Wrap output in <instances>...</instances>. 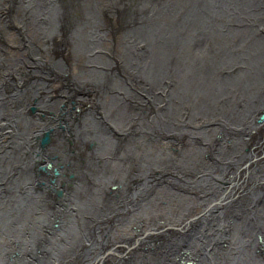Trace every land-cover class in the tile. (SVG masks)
<instances>
[{"label": "bare ground", "instance_id": "6f19581e", "mask_svg": "<svg viewBox=\"0 0 264 264\" xmlns=\"http://www.w3.org/2000/svg\"><path fill=\"white\" fill-rule=\"evenodd\" d=\"M99 1H102L101 3L102 6L105 8V12L108 13L110 17H112V20H109V16H106L104 19H94L93 21L86 20L87 23L90 24V27L88 29H85L86 34L83 37V40H87V43L85 42L86 44L95 45L93 48H91L92 50H96L99 47L100 49H106L110 52H115L117 54V57L119 59L117 66L115 65L114 68L113 66L109 67L108 71H101V69L95 68L97 62L96 60L92 59L94 57L93 55L88 56L89 54L84 53L85 51L82 52L78 48H75L73 46L75 45V43L70 44L68 42L69 33L65 32L62 28H59L60 26H62L61 21L58 22V25L54 29V31L48 30L49 32L46 31L47 33L44 36L38 37L34 21L31 20V16H27L26 19L23 20V24L29 30V34L28 40L24 43V49L22 51L9 48L6 49V52L4 53L2 45L3 41L0 38V51H2L0 64L3 65V67L0 69V92L1 96L9 95V97L12 98L9 100V102L11 103L10 106L4 104L3 100L0 102V117L2 115L5 118L6 122L9 121L11 123H14L13 116H15L16 113L20 112L21 109H24L26 106L34 105L36 98H41L39 102L46 103V106H42L40 104L41 110L39 111L44 112L46 114L49 112L47 117H44L46 118V120H43L44 118L41 119L38 115H35L27 117V120L25 119L26 123L25 121L22 122L23 120L21 118V121L18 123V127H16L17 125H14V128L10 126V128L15 131L16 134L17 132H22V134L24 133V135L26 134V136L29 135V138H33L32 141L29 142L30 145L27 142L26 145H29V147L23 150L19 162H15L11 159L9 160L6 166L8 170H10L11 168H15V165L17 164L22 166L16 168L18 172H16L15 174H12L11 172L8 173L9 177L6 178V185L4 184L3 187L6 189L5 192H7V189L10 186L15 185L14 183H11L12 180L19 181L20 185L16 186L18 189L17 191L20 193V195L18 194V196L23 197L27 196L28 193H33V195L31 196H36L38 201L35 206L36 211L34 212L35 217L33 218V220L35 221V219H37L35 223L39 225L33 224L34 226L31 228L26 226L22 229L24 233L23 236L27 237V239H25L26 242H29L30 239L31 241H34L36 238L37 241L35 242V244L32 243L35 247L31 250L28 248V244L25 243V246L22 245V248L20 247V249L15 252L16 260L20 262L19 264H99V258L103 257L107 251H120L122 250L121 248L127 246V249L130 250V255H128L127 258L130 256V261H136L137 259L138 263L141 262L139 257L143 255V253L139 251H146L147 249L148 252L152 255H161L162 260H164V262L167 264H185L187 263V261H190V264H194L192 261H195L198 264H205L208 254H211L216 258L222 257L226 254L228 250H230V247L233 244H240V248H242L243 244L246 242L247 244L245 246L248 247V249L246 250H252V252H247L245 250V254L243 253L244 255L242 254V257L240 258L237 257V255H239L238 253L234 254L231 252V256H236L234 258L232 257V260L229 263L232 264L234 259H238V262L235 264H243L244 260L250 261V256H253L254 254L256 258L261 257L260 255L263 254L261 251L262 244L256 242V237L254 238L255 241H253L252 238L253 234L259 231V233H261L263 236V238L260 237L261 240H264V122H254V117L256 118V116L254 115H257L259 113V110L264 107V88L261 91L262 95H258L261 101H257L256 99H254L256 101L250 103L246 101L242 102L241 100L236 99L234 97V103L236 102V106H234V103L230 105L227 98H223L224 107L223 105H221L220 108L216 109L218 110V112L215 111L217 113L215 116L207 117V113L205 114V112L210 107V105L206 103L208 101H204L203 103L199 102L198 100H196V98L192 97L191 94L186 96L188 98L186 102L182 100L181 95L185 96L188 93H186L184 82H180L178 79L174 78L173 74H169L167 76L160 74L158 76L149 75L147 78L144 77L145 79H143V74H141L142 72H136L139 68L136 55L138 54L137 51L138 47L140 46V43L137 40H135L133 43L129 42L130 34L124 29H122L123 24H125L127 21L121 19L119 13L117 15L114 14L113 7L111 5H115L117 7L120 3H109L110 0ZM255 3L256 1L250 3L252 9L255 8ZM109 5L112 7V10ZM127 5L128 4L126 3V6ZM124 7L125 6H123V8ZM8 12L9 11L7 3H2L0 6V14L2 15V18L4 14ZM105 21L109 22V30H113L117 35H111V41H109V39L108 42L100 39H97L95 42H91L90 37H92L94 33L98 35L106 33L104 28L107 29L108 26H106ZM0 26H2V22ZM148 38L150 39L151 37ZM37 41L42 42L43 46L52 45L54 48L49 53H39V56H41V58L36 61V63H33L31 52L33 51L34 45H37ZM9 42H11L12 45H19V41L17 40V37L14 34H9ZM223 48H225V46ZM133 51L137 52L136 55L132 54ZM140 52L144 54L145 50L142 48ZM60 54H63L68 59V64H66L70 68L67 70L63 69L62 72L57 73L55 72V70L52 69V67L54 65H58L60 67V64H57L58 62L56 63V58ZM255 56L257 55L255 54ZM130 60L136 61L138 65V67L134 66L136 71L132 69V65V67L128 65V62ZM212 60L214 59L212 58ZM38 62H47L48 64L53 65L50 70V76H53V81L51 80V83L43 82L41 84L40 82H37V80L33 79L36 78V69H39V67L41 69V67L44 66L43 64H40ZM16 64L21 66L20 72L16 75V83L22 85V87H26L27 85L31 84L34 85V90L31 91L32 93H30V95L28 94L29 89L27 90V88L25 87L24 89H26L27 91L25 95L18 97L15 94L16 90L14 89V85L10 80V74L15 71L13 67H15ZM210 66L211 67H207V65L202 64L200 65L201 68L198 69L202 70L204 75H211L213 71H215V66H213V64H210ZM110 68L112 69V72H110ZM235 70L236 69H230L228 70V72H234ZM102 72L105 73L102 74ZM224 73L226 72L224 71ZM110 74L113 76L110 77ZM42 75L46 77V74ZM89 75H91V77H89ZM95 75L101 76L100 78L98 77L96 79ZM118 75L124 76L126 80L125 82H123L117 78L115 80V90H113V93H111L110 88L113 89V85H110V81L113 80L114 77H118ZM92 76H94V78H92ZM37 79L41 78L37 77ZM35 85H39V88H37L38 86L35 87ZM42 85H44V87H42ZM176 85L177 91L172 95L168 96L170 90L175 88ZM223 86L225 87V84ZM260 86H258V88H260ZM256 91L257 90H255V92ZM241 93H243L242 90ZM249 93L250 92H248V95H250ZM112 94L114 96H112ZM258 94H260V92H258ZM29 96H31V101H29ZM44 97H50L52 99L51 102H43L42 100L44 99L42 98ZM111 97L114 98V103L112 106H110L109 110L106 107L108 105L103 103L102 101L106 99V101L108 102ZM71 102L75 104L74 109H71ZM58 103L64 105V107L59 110L60 113L57 112L59 114V116H57V120L62 119V122L67 125L66 132H62L59 129L54 130L52 142L47 147H45L44 150H39L40 148H38L37 146V139L35 136H33V134L42 133L44 131L43 127L45 125H49L50 123L54 125L56 123V117L52 118V115L50 114V109L47 107H51L52 105ZM196 107L203 111V115H200V118L203 119H200L197 124V126L200 125L201 130L195 131L193 133L192 131H190L191 128L188 129L187 125H189L190 120L191 122L193 121L191 114H193V110L194 108L196 109ZM117 112L119 114H117L115 117L119 120L117 126L118 132L113 133L112 135L114 136V138H116L120 133L126 132L124 135H120L118 137V145H121L127 137L135 136L134 132H138L137 138L139 139V141L141 140V142L145 143L146 145L144 148L136 149V147H133L130 153H122L123 155L122 159L119 160V165L112 164V168L115 167L114 169L120 171L118 172L117 170H112L114 172H111L109 169L110 165L105 160L112 159V154L114 153L111 154V151H116V144L111 146L113 142L110 143L109 140L106 138L103 139L104 143L102 145V150L104 152L98 153L95 150H90V139L85 141L82 138L83 134L93 133V131L91 132L89 130H86V128H84L85 130L83 132L75 131V127H86L84 121H87V119L83 118L89 115L91 119L90 121L93 122L95 119L100 118L103 119L102 121L105 124L107 123V120H111L110 118L113 117L114 114ZM147 117L148 120L144 121ZM205 124H207L208 127H205ZM166 127L169 128V130ZM218 127L220 129L218 130V132L216 131V133L214 129H217ZM109 131L114 132L113 130ZM109 131L102 128L100 130V132L103 133ZM203 131H207V135L201 133ZM158 132L161 133V136L155 138V135ZM14 134L2 135L5 142L2 141V138V140H0V144L2 143V145H10L12 143L11 140L15 137ZM103 136H100V138ZM8 138H10V140H8ZM65 138L66 141L74 140L72 143L68 144L75 143V155H73V151H68L70 152L67 153L68 156L70 155L68 159L65 158V154L63 155L61 152L62 144L65 141L63 139ZM129 139L130 138L126 139V141L129 142ZM100 140H102V138ZM166 140L169 142L170 145L167 148V151L163 150L165 151V154L168 155L167 157L158 154L155 150L157 146L161 147L162 141ZM224 141L225 143H227L226 146L220 148L221 146L218 143L221 144ZM68 144L66 143L65 145L68 146ZM206 144L210 145L204 147V145L206 146ZM172 145H174V147ZM192 148H197L196 152L199 156H201L202 152H205L206 155L209 150H212L213 152L217 150L218 155H211L209 153V157L207 159L197 158L196 160L193 159L192 154L189 153ZM2 149H7V146L5 145ZM27 151H33L30 154H34V152L37 154L40 153V156L58 155L60 156V159L56 160V164H63L64 161H68L71 162L72 167H75L76 169L80 168L78 167L79 164L80 166L83 164L86 168L91 162H94L97 158H99V161H95L97 165L93 167L92 170H90L88 167L86 173L83 175L86 176L88 173L93 174L96 172V175L100 177L99 182L102 180L101 178H104L105 181H110L112 179L113 183L110 184H112L113 186H115V182L119 180L123 186V190H120V192L122 191L121 194H124V192L127 193L128 191L132 190L133 187L134 189L138 190L135 194L138 197H133L134 199H130L129 201L126 200V202H124V200L118 201L114 209L109 212V206H102L107 205L108 203L104 200V198L107 197L105 191H107L109 183H104L101 188L104 189L103 194L105 197L99 195L102 199L101 201H97L101 202V205L98 203V205H100L99 210L97 209L98 212H88V209H86L87 213H84L81 210L80 201L82 202L83 195L85 196L87 191H92L91 189L96 187V184L94 185V187L91 186V180H89L90 178L87 179L88 177L85 178L81 176V172L80 175L77 174V180L74 184L65 178H62V180L58 181L59 187L62 188L66 185V187L63 188L65 195L62 199H60L64 200L60 202V200L58 201L54 199V201L49 202L50 198L48 197H50L51 194L47 192L50 189L48 180L53 177L52 175L46 174L42 176V178H44L43 180L47 182V185L44 186V190H39L38 188L32 187L31 184L28 182L29 180L24 177L21 178L22 171H25L27 168H32L31 162L33 158H24V154ZM88 151L90 153H86ZM169 151L171 152L170 154ZM220 152L225 153L219 154ZM251 155H258V157L253 159ZM150 158H155L156 163L159 166L155 167L154 169H148L147 166L149 165V163H151ZM23 159H26L28 161V164L27 162H24ZM42 159H45L46 161H51V159L49 160L45 157H42ZM85 164H87V166ZM125 166H131V173H127V171L123 169ZM65 168H67L68 170L69 166H65ZM245 172L247 176L245 175ZM129 174H131V176L128 178ZM138 175L140 176V178H138ZM132 176L137 177L135 179H131ZM242 177H245L243 179L244 182L242 181V183L238 187L239 189H237L236 187H234L235 182L240 180ZM198 178L202 180L198 181ZM217 178L227 179V181L229 182V187H221L220 183H218L219 181L217 180ZM64 182L66 183L65 185L63 184ZM83 186L87 187L89 190H86V188H84ZM82 188L84 190H81ZM259 188L260 191L258 190ZM111 191L113 190L110 189V191L107 192ZM164 191L167 192L168 195L165 194ZM174 193H177L179 195L175 196ZM9 195L11 196L13 202L14 198H16L14 197L15 194L13 195L9 193ZM81 195L82 197H80ZM222 196H225L226 198L224 201L220 198ZM75 198H77L79 201H77ZM70 199H75L76 201L72 203ZM32 201L34 202V200ZM69 201H71L72 204L69 203ZM119 202L120 204H118ZM160 203L162 205H160ZM220 203H223L224 205L221 206ZM121 204H131L132 207L131 209H129L128 207L125 208L122 207ZM163 205H165L164 207H167L161 208V206ZM212 207H214V210L210 213V208ZM74 215L75 217H80L79 221L82 222L81 225L84 229L88 227V225H85L86 222H88V224L90 223L89 225L91 226L95 225L93 226V230H90L91 233L87 232L91 235L92 241L89 242L87 239L85 240V242L84 240H79V243L73 244V246H71L69 250L67 247L66 252H59L58 257L55 258V254L54 256H52L51 254H53V252H50L48 251V249L45 248H47V244H51V240L53 238H56L57 236L66 233L67 227L69 228V230L72 228H76V226L74 225L75 223L72 220L74 219ZM239 215H242L241 218L244 224V226H242L243 228H241L240 230L237 226L235 227V223L240 222ZM190 217L193 218L190 219ZM202 217L203 219H201ZM210 218L217 222H219L220 219L224 221L225 232L223 228L220 233L218 230L219 228H215L214 232L213 226L212 228L204 226L203 222ZM251 218L257 221L254 222ZM109 219H112V221L110 222ZM145 219L149 222L150 226L142 229V222L145 221ZM52 220H57L60 224L64 223L62 226L65 227V231L60 233L58 229L52 226ZM159 220L160 222L166 221V223L163 225H158V230L156 231H164L165 228L170 229L169 232H167L168 235L165 239H163L162 237L161 239L154 238L155 235H152L153 232H156L153 229L152 225L158 223ZM130 222L133 223L128 224ZM122 223H124L125 226L128 224V227L126 226V233L122 231L114 232L113 230L119 224ZM138 232L139 237L135 238ZM74 233L75 231L73 232V234ZM146 234L149 237L145 238L144 244L142 242L140 243L138 239H143ZM158 235H156V237H158ZM235 235H239V237H237L238 239L234 238L236 237ZM227 236H229L228 241L231 244L227 243L226 241H223L228 238ZM78 237L80 239V236H77V238ZM230 237L232 238L230 239ZM131 239L133 240V242L131 241ZM220 239L222 241H218ZM11 240H14L13 243L16 247L19 246L23 241L22 236L17 235H14ZM121 243H123L124 246L121 247ZM226 243L228 244V247H226ZM250 243L255 244L253 248H251ZM8 244L9 240H7L6 245ZM224 248H226V250ZM137 262H133L131 264H135Z\"/></svg>", "mask_w": 264, "mask_h": 264}, {"label": "rangeland", "instance_id": "374dc122", "mask_svg": "<svg viewBox=\"0 0 264 264\" xmlns=\"http://www.w3.org/2000/svg\"><path fill=\"white\" fill-rule=\"evenodd\" d=\"M165 1L166 0H157V1L156 0H151L150 3L155 4L157 6L158 5L163 6V3ZM253 1H256L255 8H254L255 10L252 9V7L250 6V3L253 2ZM171 2H173L174 7H173L172 10H169L170 12L169 11L163 12V10H162L160 15H159L160 19L154 24H152V20H150V24L152 26L151 25L149 26L150 28L147 31V34H146V36L144 38H140L136 34V36H137L136 40L137 41L140 40L141 42H139V43L140 44L143 43L144 46H145V48L143 47V49L145 50V52H144L145 57L144 58H146V60H149V59L152 60L153 58H155L154 60H156V59L157 60L156 61H152V64H151L150 67H146L145 64H144V61H137L138 64H139V68L137 69V71L134 68V66L138 67L136 61L130 60L128 62V65H130V66L132 65L133 66L132 69L134 71H136V72H140L141 71L142 72L141 74H143V79L147 78L149 75L158 76L160 74V75L167 76L169 74H173L174 78L178 79L180 82L181 81L184 82V85H185V88H186V93H188L185 96L181 95L182 100H184L186 102L188 100V98L186 96L191 94L192 97L196 98V100H198L199 102L203 103L204 101L205 102L208 101L206 103H208V105H210V107L205 112V114L207 113V117L215 116L217 114L216 112H218V110H216V109L220 108L221 105H223V107H224L223 98L224 99L227 98V100L229 101L230 105H232L234 103V97L236 99L241 100L242 102L246 101V102L250 103V102H253V101H256V100L257 101H261V99L259 98L258 95H262L261 91L264 88V67H263L264 66V51H263L264 49H262V48H264V3H263L264 0H233V1H230V3L232 5H230L229 10H228L227 5L224 2H219V4H215V5H211V4L209 5V3H207V5L202 9V14H203L202 18L183 17V18H179V19H178V13L175 16V12L178 10V7H177L176 4H177V2H182V0H171ZM236 7H239L241 9V13L238 15V18L234 17V10H235ZM167 17L171 18V20H169ZM111 18L112 17L109 16V20H112ZM170 22H172L174 24H169ZM105 23H106V26H108V28L107 29L104 28V29H105L106 32H108V30H109V22L105 21ZM224 25H226V26H224ZM236 27H238V28H236ZM248 27H249V29H248ZM236 29H238V30H236ZM181 30H183V31H181ZM199 31L202 32L201 36H199V33H198ZM148 37H151V38L149 39ZM202 37H204V38H202ZM193 38L194 39H197V38L203 39V41L196 47L195 44L190 45V40H193ZM168 41H169V43H168ZM253 43H255V44H253ZM224 46H225V48H223ZM242 51H243V53H242ZM213 52H215V53H213ZM255 54L257 56H255ZM205 56H207V57H205ZM235 56L236 57L238 56L237 59L238 58L239 59L237 60ZM212 58L214 60H212ZM151 60H149V61L151 62ZM179 61H181V62H179ZM34 62L36 63V61L33 60V63ZM202 64L207 65V67L208 66L211 67L210 64H213V66H215V71H213V73L211 75H207V74L204 75L202 70L198 69V68H201L200 65H202ZM236 64L237 65L239 64L240 67H239V65L237 67ZM33 65H35V64H33ZM109 67H112V66H108V69H109ZM229 67H230V69H236V70L234 72H232V71L228 72V70H230ZM247 67H249V68H247ZM113 68H114V66H113ZM52 69L55 70V72H57V73L59 72L60 73V72H62V70L64 68L62 67V65H60V67L58 65H56V66L54 65L52 67ZM36 70H37L35 72L36 78L39 77L38 75L46 74V78L50 77L51 80L53 81V76H50L51 68H46V66L44 65V66L41 67V69L39 67V69L37 68ZM38 71H41V72H38ZM101 71H105V70H101ZM224 71L226 73H224ZM103 73H105V72H102V74ZM245 73H247V74H245ZM222 74H223V76H222ZM203 75H204V80L201 79ZM100 76L101 75H97V76L95 75V78L96 79L98 77L100 78ZM262 76H263V78H262ZM89 77H91V75H89ZM92 78H94V76H92ZM259 78H262L263 80L259 79ZM37 82H39V81H37ZM40 83L42 84L43 82H40ZM224 84H225V87L223 86ZM32 86H34V85L31 84V85H27L26 87L25 86L24 87L27 88V90L29 89V90L32 91V90H34V88L30 89V87H32ZM258 86H260V88H258ZM42 87H44V85H42ZM251 89H252V91H251ZM241 90H242L243 93H241ZM255 90H257L256 91L257 93L255 92ZM176 91H177V85H176L175 88L170 90V92L168 93V96L172 95ZM244 92H247V93H244ZM248 92H250L249 93L250 95H248ZM258 92H260V94H258ZM253 94H255V95H253ZM247 95H248V97H247ZM254 97H257V98H254ZM254 99H256V100H254ZM36 100H37V102H35V104L38 105L39 104L38 102L40 100L39 99H36ZM41 105L42 106H46V103H42ZM54 105H52L51 107L48 106L47 108L50 109V113L52 115V118L56 117V120H57L58 119L57 116H59V114L57 112H59V110L61 108H63L64 105L59 104V103L58 104H54ZM71 105H70L71 109H74L75 104L73 102H71ZM28 106H26L24 109H21L20 112L16 113V115L13 116L14 123H11V122L8 121L11 124V127H13L14 125H17L16 127H18V123L21 121V118L23 120L22 122H24L25 119L27 120V117L34 116V115H32V113H30L28 111V109H27ZM234 106H236V102L234 103ZM263 108H261V110H259V113L257 115H254V116H256V118L254 117V122L260 123L258 120H259V115H260L261 111L263 110ZM199 110L200 109L198 107H196V109L194 108L193 114H191V116L193 118L192 119L193 121L191 122V120H190L189 125H187L188 129L191 128L190 131H192L193 133L195 131L201 130L200 125L197 126V124H198V121L200 119H203V118H200V115H203L202 114L203 111H201V110L199 111ZM24 117H26V118H24ZM147 120H148V117L144 121H147ZM0 121L1 122L5 121V118L2 115L0 117ZM25 123H26V121H25ZM66 126L67 125L64 122H62V119H61V120H57L54 125L52 123H50L49 125H45L43 127L44 128L43 130L46 131L48 129H52V134H53V131L56 130V129H59L62 132H66ZM167 129L169 130V128H167ZM219 129L220 128L218 127L217 129H214V131L218 132ZM11 131H12V133H11ZM11 131H9V133H7V135H9V134L12 135V134L15 133L14 134L15 137L11 140L12 143L10 145L9 144H3L2 145V143L0 144V175H2V173L5 171V169L8 170V168L6 166H7V164H8L10 159L14 160L15 162H19L20 161L23 150L27 149L29 147V145H30L29 142H31L32 138H33V137L29 138V135L26 136V134L24 135V133L22 134V132H17V134H16V132L13 131L12 129H11ZM1 136H0V140H2V138H3V136L2 137ZM160 136H161V133L158 132L155 135V138H158ZM192 136H193V134H192ZM8 140H10V138H8ZM63 140H65V141L62 144L61 152H62L63 155L65 154L64 155L65 158L68 159L70 157V155L68 156L67 153H70L73 150H75V148H74L75 143L68 144V143H71V142L69 140L66 141V138L63 139ZM2 141L5 142L4 138H3ZM27 142H28L29 145H26ZM51 142H52V138H51ZM90 142H91V140H90ZM66 143L68 144V146L65 145ZM140 143H142L141 140H140ZM164 143H165V141H162L161 142V147L157 146V148L155 150H156V152L158 154H161V155L167 157L168 155L165 154V151H167V149L164 148ZM222 143L224 144V147L227 144V143H225V141L222 142ZM222 143H221V145H223ZM5 145L7 146V149L4 150L2 148H4ZM145 145H146L145 143H142V145L139 148H144ZM135 146H137V145H135ZM172 146L174 147V145H172ZM19 148H20V150H19ZM163 150H165V151H163ZM68 151H70V152H68ZM31 152H33V151H27L24 154V158L31 159V157H32L34 159L35 155L37 156V153L34 152V154H30ZM170 153L171 152L169 151V154ZM209 153L211 155L212 154L215 155V154H217V150H215L214 152L212 150H209ZM224 153L225 152H220L219 154H224ZM255 154H257V153H255ZM204 155L201 154V156H204ZM214 155H213V158H214ZM53 156H58V155H53ZM251 157L253 159H255L256 157H258V155H251ZM33 159H32V162H31L32 168H27L25 171H22L21 178L22 177L26 178L27 180H29L28 182L31 184V186L36 188L37 179L38 180H40V179L43 180L44 178H42V176H44L46 174L49 175V173H48L47 170L46 171L39 170L38 172L35 171L33 167H34V163L37 160H33ZM50 159H51V161L47 160L48 161L47 162L45 159L41 158L40 161H38V164L39 165L51 164L52 168L54 166H59V165H63L64 168H65V166H69L68 169L70 171H68V172H67V168L64 169L61 166H59V168L61 170H65V173L67 172V175H65V176L73 184L77 180V176H78L77 174L80 175V173L82 172L81 176H84L83 174L86 173L88 167H89L90 170H92V168L97 165V163L94 161V162H91L88 166H87V164H85L87 166L86 168L84 167L83 164L81 166L79 164L78 167H80V168L76 169L75 167H72L71 162H68V161H64L63 164L57 163L58 164L57 165L56 164V160L60 159V156L56 157L54 160L52 158H50ZM23 160H24V162H27V164H28V161L26 159H23ZM15 166H16L15 168H17V167L22 166V165L17 164ZM71 169H75V170H71ZM123 169H125L127 171V173H131V166H125ZM114 171H115V169H114ZM51 172H52V170H51ZM74 172H76V176H75V174H72ZM248 173H249V171H248ZM32 176H33V178H32ZM130 176H131V174H129L128 178ZM8 177H9V174L7 175V177H0V185L2 187V188L0 187V236H1L0 237V264H5V263L6 264H19L20 262H18L16 260V258H15V256H16L15 252H17L20 249V247L22 248V245L25 246V243L28 244L29 245L28 248L32 250L35 247L33 244H35V242L37 241L36 238H35L34 241H31V239H30L29 242H26L25 239H27V237L23 236L24 233H23L22 229H23V227H26V226L31 228V227H33L36 224L35 221H37V219H35V221H34L33 218L35 217L34 216V214H35L34 212L36 211L35 206H36L38 201H37L36 196H34V197L31 196V195H33V193H28L27 196H23V197L18 196V194L20 195V193L17 191L18 189H17V187L15 185L14 186H10L7 189V192H5L6 189L3 187V185L6 183L5 180ZM87 177L89 179L91 177V174H88ZM136 177L137 176H132L131 179L132 178L135 179ZM106 178H107V176H106ZM138 178H140L139 175H138ZM96 179L99 181L100 177L96 175ZM101 179L102 180L99 182V184L97 183L96 180H94L92 178L89 179V180H91V182H90L91 186L94 187V185L96 184L95 185L96 187L92 188L91 189L92 191H87L85 196L83 195L82 202L80 201L82 212L87 213L86 209H88V212H94V211L98 212L99 207L101 205V202H97V201H101L102 198L100 196L105 197L104 194H103L104 189L101 188L104 183L105 184L109 183V187H108L109 190L107 189V191H110V189L112 190L113 185L110 184V183H113L112 179L110 181H108V180L105 181L104 178H101ZM60 180H62V178L58 177V179L55 182L56 183L55 184L56 189H63L65 187V186H63L62 188L59 187L58 181H60ZM206 180H208V179H206ZM14 181L15 180H12L11 183H14ZM35 183H36V185H35ZM49 184H53V182L50 180ZM63 184L65 185L66 183L64 182ZM46 185H47V182H45L44 186H46ZM38 186L39 185H37V187ZM44 186H42V187H44ZM84 188H86V190H89L87 187H84ZM39 190H41V189H39ZM49 190H51L50 194L52 196L56 197V194L52 191L51 187H50ZM81 190H84V189L82 188ZM258 190L260 191V188ZM107 191H105L106 194H107V197H105L104 200L107 201L108 203H107V205H102V206H108L114 200V197H115L116 193L113 194V192H115V190H113V192L111 191V192H108V193H107ZM9 193L13 194V195L15 194L14 197H16V198H14L13 202H12V198L9 195ZM63 193L64 194L61 196V198L57 199L58 201L64 197V195H65L64 190H63ZM164 193L167 194V192H165V191H164ZM51 195H50V197H51ZM174 195L178 196L179 194L174 193ZM175 196H172V197H175ZM80 197H82V195ZM108 197H112V198L109 199V201H108ZM262 197H263V193H262ZM75 199L77 201H79L77 198H75ZM75 199L74 200L70 199V200L72 201V203H74L76 201ZM263 199H264V197H263ZM32 200H34V202ZM63 200H60V202L63 201ZM71 201H69V203H71ZM98 203L100 205H98ZM87 207H89L90 209L87 208ZM95 207H97V208H95ZM83 209H84V211H83ZM112 210H113V208L109 207L108 211L111 212ZM26 211H28V212H26ZM164 216H166V215H164ZM193 217H195V216H193ZM193 217H190V219L193 218ZM241 217H242V215H239L240 222L239 223L238 222L235 223V227L237 226L239 228V230L241 228H243L242 226H244ZM79 219H80L79 216L75 217V215H74V219H72V220L75 223L74 225L76 226V228H72V229L69 230V228L67 227V231H66V233H64L66 235L62 234L60 236H57L56 238H53L51 240V244H47V248H45V249H48V251L53 252V254L50 253L52 256H54V254H55V258L58 257L59 252H61V251L62 252H66L67 251V249H66L67 247H68V250H69L71 248V246H73V244L79 243L81 240H84V242H85L86 239L89 242L92 241L91 235L89 233H87V232L91 233L90 230H93V226H95V225L91 226V225H89L90 223L88 224V222H86L85 225L86 226L88 225V227H86V229H84V228H82V225H81L82 222H80ZM190 219H188V220H190ZM251 219L254 222L257 221V220H255L253 218H251ZM111 221H112V219L110 220V222ZM73 222H72V224H73ZM217 223H219V224H217ZM220 223H222L221 219L219 220V222H217V221L212 220V218H210V219L206 220V224H204V226H208V228H212V226H213L214 227V232H215V228H217V229L219 228L218 230L221 233V228L224 227V225H221ZM52 224H53L52 226H54L56 229H58V231L60 233L65 231V227L62 226L64 223L60 224L59 221L52 220ZM57 224H59L58 227H56ZM36 225H39V224H36ZM114 226H117V225H114ZM148 226H150V224L145 219V221L142 222V229H144V228H146ZM169 230H170L169 228H165L164 231L163 230H159V231L153 232L152 235H155L154 238L161 239V237H162L163 239H165V238H167V235H168L167 232H169ZM74 231H75V233L73 234ZM113 231L114 232L122 231V232L126 233V226L124 225V223L119 224ZM78 232H80V233H78ZM139 232L137 233V236L135 238L139 237ZM224 232H225V230H224ZM69 234H71V235H69ZM75 234L77 236H80V239H79V237L77 238V236ZM81 234H82V238H81ZM158 234H160V235H158ZM259 234H260L259 231L254 233L252 239H253V241H255L257 239L256 242H259V243L262 244L261 251H262L263 254L260 255L261 256L260 258H262L263 262H264V240L263 241L261 240ZM9 235H12V236H9ZM14 235L22 236V239H23L22 243L19 246H17V247L15 246V244L11 240L12 237H14ZM87 235H88V237H87ZM156 235H158V237H156ZM147 237H149V236L146 234V238ZM227 237L228 238L223 240V241H226L227 243H229V241H228L229 240V236H227ZM237 237H239V235H237L234 238L236 239ZM231 238L232 237H230V239ZM254 238H255V240H254ZM7 240H9V244L8 245H6L7 244ZM131 241L133 242L132 239H131ZM138 241H140V243L142 242L144 244L145 239L144 238L143 239H138ZM218 241H222V240L220 239ZM239 242H240V240H239ZM227 243H226V247H228ZM229 244H231V243H229ZM250 244H251V248H253L254 245H255L254 243H250ZM120 246L121 247L124 246L123 243H121ZM240 247H241L240 244H238V245L233 244L230 247V250H228L225 255H223L222 257H218V258L212 256L211 254H208V257H207V259L205 261V264H230L229 262L232 260V257L234 258L236 256V255L231 256V252L234 253V254L239 253L240 249H241ZM121 249L122 250H120V251H116V250L107 251L106 254L103 257L99 258V264H110V263L111 264H130L128 262L130 256L127 258V256L130 255L129 254L130 250L127 249V246L123 247ZM224 249L226 250V248H224ZM246 249H248V247L245 246V250ZM246 251L247 252H249V251L252 252V250H246ZM139 252L143 253V255L141 257H139L140 261L143 264H167V263L164 262V260H162L161 255H158V256L154 255V254L152 255V254H150L148 252L147 249H146V251L145 250H140ZM253 256H255V254ZM5 258H6V260H5ZM12 259H14V260H12ZM146 259H148L150 263L147 262ZM144 260H145V262H144ZM13 261H14V263H13ZM133 262H137V259H136V261H131V263H133ZM141 262H139V263L137 262L135 264H142ZM192 262L194 264L197 263L195 261H192ZM237 262H238V259L235 262L233 260L232 264H235ZM188 263L190 264V261H187V263H185V264H188Z\"/></svg>", "mask_w": 264, "mask_h": 264}, {"label": "flooded vegetation", "instance_id": "af4514ba", "mask_svg": "<svg viewBox=\"0 0 264 264\" xmlns=\"http://www.w3.org/2000/svg\"><path fill=\"white\" fill-rule=\"evenodd\" d=\"M46 1L47 0H0V6H1L2 3H7L8 11H9L8 13L4 14L3 18H2V15L0 14V25H1V22H2V26H0V38L3 41L2 42V45H3V51H4V53L6 52V49H9V48L16 49V50H20V51H22L24 49V43L28 40L29 30L23 24V20L26 19L27 16H31V20L34 21V23H35V28H36V32H37L38 37L44 36L49 31H54V29L58 25V22L61 21L62 26H60L59 28H62L65 32H68L69 33L68 34V42L70 44L75 43V45H73V46L75 48H78L82 52L85 51L84 53H88L89 54L88 56L93 55L94 57L93 58L91 57V58L94 59V60H96V62L98 63V64L96 63L95 68L108 71V66H115V65L117 66V63L119 62V59H118L117 54L115 52H110L109 50H106V49L105 50L104 49H100L99 47H98L99 49L97 48L96 50H92L91 48H93L95 45L94 44H86L87 43V40H83V37L86 34L85 33V29H88L90 27L89 26L90 24H88L86 20L93 21L94 19H104L106 16H109L108 13L105 12V8L102 6V3H101L102 1H99V0H80V1L79 0H48L47 2ZM150 1L151 0H115V1L114 0H110V2H109V3H111V2L114 3L115 2L116 4L120 3L119 6H117V7L115 5H111V6L113 7V11H114V14L115 15H117L119 13L120 18L121 19H124L125 21H127L125 24H123L122 29H124L126 32H128L130 34V38H129V42L130 43H133L137 39L136 34L140 38H144L146 36V34H147V31L149 30V26L151 25L150 24V20H152V24H154L155 21L157 20V15L155 13H152L151 12V7L149 5V2ZM125 2L128 4L127 6H126V3ZM111 6L109 5V7L112 10V7ZM123 6H125V7L123 8ZM85 14H86V16H85ZM88 17H89V19H88ZM92 17H93V19H92ZM77 19L79 21H81V20L82 21L79 22ZM159 19H160V16L158 17V20ZM9 34H14L17 37V40L19 41V45H12L11 42H9ZM94 35L92 37H90V41L91 42H95L97 39L104 40V41H107L108 42L109 39H110L109 41H111V37H110L111 35L116 36L117 34L113 30H108V32H106V33H104L102 35H98V34H95V33H94ZM25 37H26V39H25ZM38 41H39V39H38ZM138 42H141V41L139 40ZM143 47H144V44L141 43L140 46L138 47V51H137L138 54L136 55L137 52H135V51H133L132 54H134V55L137 56L136 59L138 61H144V64H145L146 67H150L152 61H155L154 60L155 58H153L151 60V62L149 60H146V58H144L145 55L140 52V50ZM53 48L54 47L52 45H50V46H43L42 45V42H38L37 45H34V48H33V51H32L33 53L31 52V57H32V59L34 61H38L41 58V56H39V53H42V52L49 53V52H51L53 50ZM102 50H104V51H102ZM97 54H98V56H97ZM1 55H2V51H0V58H1ZM56 60H57L56 63L58 62L57 64H60L63 67H65L64 68L65 70H67V69L70 68L67 65L68 64V59L63 54H60L56 58ZM0 63H1V60H0ZM38 63H40V62H38ZM40 64L45 65L46 68H51L53 66V65L48 64L47 62L40 63ZM87 66H89V65H87ZM2 67H3V65L0 64V69ZM13 68H14L15 71L10 74V78H11L10 80H11V82L14 85V89L16 90L15 91L16 95H18V97L19 96H23V95H25L27 93L26 89H24L22 87V85H19V84L16 83V75L20 72L21 66L18 65V64H16V66L13 67ZM110 72H112V69L111 68H110ZM38 76L41 79H37V78H33V79L34 80H37L39 82L51 83V78L50 77H47L46 78L43 75H38ZM112 76L113 75H111L110 77H112ZM117 78L119 80L123 81V82H125V80H126V78L124 76H121V75H118V77H114V79L110 81V85H113V89L110 88L111 93H113V90H115V86H116L115 80ZM35 87L39 88V85H35ZM33 88H34V86L30 87V89H33ZM21 93H23V94H21ZM30 93H32L31 90H29L28 94L30 95ZM112 96H114V95L112 94ZM0 98H1L0 99V102L3 100V103L4 104L9 105V106L11 105V103L9 102V100L12 99V98L9 97V95L1 96V92H0ZM38 99L40 100L41 98H38ZM42 99H44V100H42L43 102H46L47 101V103L51 102V100H52L50 97H44ZM31 100H32L31 99V96H29V101H31ZM35 102H37V100H35ZM102 102L105 103V104H107L108 106H106V107H107V109L110 110V106H112L113 103H114V98L111 97V99L108 102L106 101V99H104ZM38 103H39L38 105L35 104V105H32V106H28L27 109H28V111L30 113H32V115H34V116L35 115H38L41 119H43L44 117H47V115H48L49 112L46 114L44 112L39 111V110H41V107H39V106H41L40 104H42V103L41 102H38ZM117 114H119V113L118 112L115 113L113 117L116 118L115 116ZM113 117L110 118L111 120H107V123L104 124L103 121H102L103 119L97 118V119H95L92 122V121H90L91 120L90 119V115L89 116H85L83 119H87V121H84V123L86 124V127H82V128L75 127V131H81V132H83L85 130L84 128H86V130H89V131L92 130L93 131V133L83 134V138H82L85 141L88 140V139L91 140V142L89 144V149L90 150H95L98 153L99 152H104L102 150V145L104 143L103 142V139H106V138L109 140L110 143L113 142L111 144V146H113V145L116 144V151H114V152L111 151V154L114 153V154H112L113 155L112 156V159L105 160V161H107L109 163V165H110L109 169H110L111 172H113L112 170H114V168H115V167L112 168V164H114V165L115 164H118L119 165V162H120L119 160L122 159V155L124 153H130V151H131V149L133 147H136V149H137V148H139L142 145V143H140L139 139L137 138L138 137V132H134V135L135 136H133V137L132 136H129V137L126 138V139L130 138L128 140L129 142H127L126 139H125V141L123 142L125 144L122 143L121 145H118L119 144L118 143V140H117L118 137L120 135H124L126 132L120 133L116 138H114V136L112 134L118 132L117 126H118V121L119 120L117 118L114 119ZM43 120H46V118H44ZM5 123H6L5 121H3V122L0 121V128H1V125L5 124ZM7 123L9 124V122H7ZM101 128L102 129H105L107 131L113 130L114 132L109 131V132H104L103 133V132H100ZM9 131H11L10 125H9L8 128H6L5 131L0 130V136L9 133ZM201 133L206 134L207 131H205V132L203 131ZM37 134L38 133H35V134H33V136L36 137V139H37V146H38V148H40L41 147V139L40 138H42L43 132L42 133H39L38 135ZM103 135L106 136V137H104ZM52 136H53V134H52ZM100 136H103L104 138L101 137L102 140H100L101 139ZM38 137H40V138H38ZM115 140H116V142H115ZM69 141L72 143L74 140H69ZM218 144L221 146L220 148H223L224 147V144L223 143H222L223 145H221L220 143H218ZM135 145H137V146H135ZM209 145L206 144V146L204 145V147H207ZM19 150H20V148H19ZM39 150H44V149H41L40 148ZM196 150H197V148H192V150L189 152V153L192 154V158L193 159H196V160H197V158L207 159L209 157V151L208 150H206V151H208L206 155H204L205 152H202L201 153L204 156H199L197 154ZM38 153H39V151H38ZM74 153H75V151L73 150V154ZM86 153H90V152L88 151ZM42 157H45L47 159L52 158L53 160L56 158V156H52L51 157L50 155H41L40 156V153H39V154H37V156L35 155V157H34L33 160L40 161V159ZM99 160L100 159L97 158L95 161L97 162ZM196 160H194V161H196ZM37 161L34 163V167H33L34 170L37 171V172L39 170H41L40 169L41 166H43V165L49 166L47 171H48V173L50 175H53V177L48 180V184H49V181L50 180L51 181L54 180L53 184H49V187H51L52 190H53V192L56 194V192H55L56 191V186H55L56 180L58 179V177L59 178H65V179H67V177L65 175H67V172L70 171V170L68 169L66 173H63V172H65V170H61L59 168V166H61V167L64 168L63 165L54 166L52 168L50 166V164L39 165ZM112 161H113V163H112ZM51 169H52V172H51ZM115 170H117V169H115ZM56 171L59 172L58 175L55 174ZM117 171L119 172L120 170H117ZM72 174H75V176H76V172H74ZM90 174L92 176L90 178H93L94 180L97 181V183H99V181L96 179V172L93 173V174L92 173H90ZM87 175L85 176V178H87ZM245 175H246V172H245ZM32 178H33V176H32ZM244 178L245 177H242L240 180H238L237 182H235V186L234 187H236L237 189H239L238 187L242 183V181H243ZM201 180L202 179L198 178V181H201ZM217 180L219 181L221 187H226V186L229 187V185H228L229 182L227 181V179L217 178ZM117 181H116L117 183L115 182V186L112 187V190H115V192L112 191L113 194L116 193L115 194V197H118L120 200H124V202H126V200L129 201L130 199H134V198H137L138 197V196L135 195L138 190L134 189L133 187H132V190L128 191L127 193L124 192V194H121L122 191L120 192V190H123V186H122V184H121V182L119 180H117ZM43 182H45V181L44 180H41V179L40 180H37L36 183L39 186L37 187V185L35 183L36 188L43 189L44 190V187H42V186H44L45 183L43 184ZM65 187H66V185H65ZM134 190H135V192H134ZM47 192L50 194L51 190H49ZM220 198L223 201L226 199L225 196H222ZM160 205H162V204L160 203ZM220 205L222 206L224 204L223 203H220ZM121 206L122 207H125V208L128 207L129 209H131V207H132L131 204H123V205L121 204ZM164 206L165 205L161 206V208H166L167 207V206L166 207H164ZM152 207H158V206H152ZM214 207H216V206H214ZM214 207L210 208V213L214 210ZM201 219H203V217ZM131 223H133V222H130L128 224H131ZM158 223H160V220L158 221ZM204 223H206V220L203 222V225H204ZM128 224L126 225L127 227H128ZM217 224H219V223H217ZM220 224L225 226L224 221H222V223H220ZM222 228L224 230V227H222ZM222 228H221V230H222ZM259 235H260V237L262 236L261 233ZM145 238H146V236H144V239Z\"/></svg>", "mask_w": 264, "mask_h": 264}, {"label": "water", "instance_id": "95a60500", "mask_svg": "<svg viewBox=\"0 0 264 264\" xmlns=\"http://www.w3.org/2000/svg\"><path fill=\"white\" fill-rule=\"evenodd\" d=\"M230 1H233V0H182V2H177V4H176L177 7H178V10L176 11L175 16H176L177 13H178V19H179V18H183V17L202 18V17H203L202 9L207 5V3H209V5H210V4H211V5H215V4H219V2H224V3L227 5L228 10H229L230 5H232V4L230 3ZM149 5H150V7H151V12H152V13H155V14L157 15V20L155 21V23L158 21V17H159V15H160V13H161L162 10H163V12H165V11L172 10L173 7H174V4H173V2H171V0H166V1L163 3V6H160V5L157 6V5L152 4V3H150V2H149ZM179 10H180V11H179ZM178 11H179V12H178ZM227 12H228V11H227ZM240 13H241V9H240L239 7H236L235 10H234V17H235V18H238V15H239ZM201 14H202V15H201ZM167 18H168V17H167ZM168 19L171 20V18H168ZM169 24H174V23L170 22ZM169 24H168V25H169ZM199 29H200V28H199ZM198 33H199V36H201L202 32L199 31ZM202 38H204V37H202ZM202 41H203V39H199V38L194 39V38H193V40H190V45L195 44V46L197 47ZM201 79L204 80V75L202 76ZM258 121H259L260 123L264 122V108H263V110H262V112H261V114H260V116H259V120H258ZM9 125L11 126L10 123L8 124V123L6 122L5 124L1 125L0 130L5 131L6 128L9 127ZM204 126H205V127H208L207 124H205ZM38 138H40V137H38ZM51 138H52V129H48V130H46V131H43V136H42V138H40V139H41V147H40V148H41V149H44L46 146H48V145L50 144V142H51ZM169 146H170V145H169V142L166 140L165 143H164V148L167 149ZM172 149H174V148H172ZM150 161H151V163H149V165L147 166L148 169H154L155 167H158V166H159V165L156 163V159H155V158H150ZM50 166H51V164H50ZM48 167H49V166L43 165V166H41L40 169L43 170V171H46V170H48ZM9 172H11L12 174H15V173L18 172V171H17L16 168H13V169H10V170H5V171L2 173V175H0V177H6V176L8 175ZM55 174L58 175L59 172L56 171ZM72 176H73V175H72ZM52 182H54V180H53ZM44 183H45V182H43V184H44ZM14 184H15V186H19V185H20V182L15 180V181H14ZM55 192H56V197H57V198L51 195L52 197H48V198H50V199H49V202L54 201V199L57 200L58 198H61V196L64 194L62 189H56ZM111 198H112V197H108V201H109V199H111ZM119 200H120V199H119L118 197H114V200H113L108 206H109V207H112V208L114 209L115 205L117 204V202H118ZM118 204H120V203H118ZM165 223H166V221H162V222H160V223L153 224L152 227H153V229L156 231V230H158V225H160V224L163 225V224H165ZM169 224H170V223H169ZM58 225H59V224H57L56 227H58ZM170 227H171V226H170ZM261 238H263V237L261 236ZM12 242H14V240H12ZM246 244H247V242L244 243L243 246H242V248L240 249V252L238 253L239 255H237L238 258L242 257L241 254L244 253V251H245V245H246ZM236 260H237V259H234V262H235ZM146 261L149 262L148 259H146ZM128 262L131 264V261H130V260H129ZM144 262H145V260H144ZM252 262H253V264H264L263 259L260 258V257H257V258H256V256H250V261H246V260H244V261H243V264H252ZM149 263H150V262H149ZM142 264H143V263H142ZM230 264H231V263H230Z\"/></svg>", "mask_w": 264, "mask_h": 264}]
</instances>
